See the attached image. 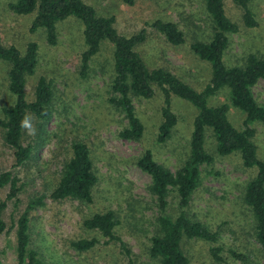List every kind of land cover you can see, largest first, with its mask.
I'll return each instance as SVG.
<instances>
[{"label":"rangeland","instance_id":"rangeland-1","mask_svg":"<svg viewBox=\"0 0 264 264\" xmlns=\"http://www.w3.org/2000/svg\"><path fill=\"white\" fill-rule=\"evenodd\" d=\"M225 1L228 15L236 20L237 9L229 0ZM11 2L14 0H3L2 3L0 38L5 44L16 43L21 50L31 42L39 46L38 67L29 78L27 91L33 98L40 78L55 79L56 112L45 130L39 131L33 124L35 134L28 133V140L37 149L25 166H14V151L5 146L0 131V172H12L24 184L18 202L15 199L8 202L5 211L7 231L0 236L2 263L18 264L15 224L31 201L44 196L45 206L30 211V234L31 248L39 253L45 264H128V258L120 254L119 244L109 243L100 233L83 227L84 219L108 210L117 214L121 222L118 233L137 257L138 264H155L144 253L153 235V224L159 216L155 198L149 191L152 178L128 161L139 157L145 146H151L161 164L173 173L178 171L185 158L196 110L189 102L175 98L172 107L180 118V124L167 146L158 147L155 132L162 99L135 101L147 126L146 138L143 143L121 139L119 132L128 122L109 103L113 97L110 84L114 46L108 41L103 42L99 54L90 64L88 77H80L81 54L85 49L82 21L71 17L58 23L59 44L51 47L46 42L44 30L29 32L34 16L20 17L7 12ZM85 2L95 7L99 15L115 17V26L122 35L131 36L143 29L147 31V40L137 46L136 52L148 68L169 70L198 91H203L208 84L210 65L200 61L191 51L193 43L207 42L212 33L203 0H136L134 6L126 5L122 0ZM252 11L259 26L251 30L242 29L232 37L225 57L229 66L243 65L250 54L264 58V0L254 1ZM159 20L179 24L186 35V44L178 47L169 44L151 25ZM6 72L7 64L0 61V110L12 104ZM253 91L257 101L264 104V81H260ZM228 102L227 91L212 99L214 105ZM228 117L235 127L243 126L245 115L239 109L230 105ZM253 127L257 133L258 156L264 160V125ZM76 140L84 141L90 147L102 175L93 206L71 200L55 202L50 198L72 141ZM212 146L213 140L209 139L208 147L214 151ZM214 156V165L203 168L208 174L194 195L189 213L212 229L221 227V242L233 252L243 255L248 252L251 255L249 264H264V256L254 237L251 213L241 200L252 171L241 167L236 156L219 158L215 152ZM8 193V187L2 189L0 200H5ZM171 201L177 208L178 201ZM92 239L98 243L86 253L80 254L71 246L73 241ZM211 246L201 241L185 244L190 264H210ZM227 264L235 263L230 260Z\"/></svg>","mask_w":264,"mask_h":264},{"label":"trees","instance_id":"trees-1","mask_svg":"<svg viewBox=\"0 0 264 264\" xmlns=\"http://www.w3.org/2000/svg\"><path fill=\"white\" fill-rule=\"evenodd\" d=\"M229 1L238 11L236 20L228 15L225 0H203L212 33L207 42L197 41L191 45L193 54L210 65V80L203 91L196 90L169 70L148 68L136 52L137 46L147 40V31L143 29L131 36L120 34L115 26V17L99 15L97 9L85 0H14L7 6L10 14L34 16L29 32L44 30L46 42L51 47L59 44L58 23L71 17L82 21L85 49L81 54L80 77H88L90 64L99 54L103 42L108 41L114 46L110 84L113 97L109 103L128 122L119 132L121 139L143 143L146 138L147 126L135 101L154 102L157 97L162 99L155 132L158 147L167 146L180 124V118L172 107L175 98L189 102L196 110L185 158L178 171L173 173L165 164H161L151 146H145L139 157L128 161L152 178L149 191L155 198L159 216L153 224V235L144 253L155 264H190L184 246L194 241L213 245L210 248V264H227L230 260L235 264L251 263L248 252L246 255L233 252L221 242V227L212 229L189 213L194 195L203 186L208 174L203 168L215 163L214 152L219 158L236 156L241 167L252 171L241 200L251 213L254 237L264 256V160L258 156L255 143L257 133L253 127L256 124L264 125V104L257 101L253 91L260 81H264V58L250 54L243 65L226 64L225 57L232 37L242 29L251 30L259 26L252 11V3L256 0ZM122 2L134 6L136 0ZM2 3L3 0H0V12ZM151 25L172 46L186 44V35L176 22L159 20ZM38 58L39 46L36 43L31 42L21 50L16 43L5 44L0 38V61L7 64L5 80L12 97V104L0 110V131L5 146L14 151L15 167L25 166L37 149L28 140V131L21 127L22 119L25 115L30 116L32 124L43 131L56 112L55 79L40 78L33 98L27 91L29 78L38 67ZM222 91H227L229 102L214 105L212 99ZM230 105L245 115L240 128L229 120ZM209 139L213 140L214 151L208 147ZM101 182L102 175L90 147L84 141H72L50 198L55 202L71 200L93 206ZM23 186L12 172H0V193L2 189L9 188L6 199L0 200V236L7 231L4 215L8 202L14 199L18 202ZM43 198L31 201L15 224L18 264H45L39 253L31 248L30 234V211L44 207ZM172 199L178 201L177 208ZM120 225L117 214L111 210L97 212L83 221L87 231L98 232L109 243L119 244L120 254L128 258V264H138L137 257L118 233ZM97 243L96 239L78 240L73 241L71 246L82 254L95 248ZM0 264H3L1 253Z\"/></svg>","mask_w":264,"mask_h":264},{"label":"clouds","instance_id":"clouds-1","mask_svg":"<svg viewBox=\"0 0 264 264\" xmlns=\"http://www.w3.org/2000/svg\"><path fill=\"white\" fill-rule=\"evenodd\" d=\"M21 127L26 129L29 134H35V128L31 122V117L25 115V117L21 121Z\"/></svg>","mask_w":264,"mask_h":264}]
</instances>
